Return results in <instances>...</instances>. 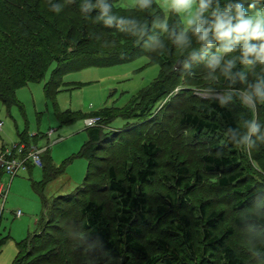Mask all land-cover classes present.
I'll list each match as a JSON object with an SVG mask.
<instances>
[{"label":"rangeland","instance_id":"rangeland-1","mask_svg":"<svg viewBox=\"0 0 264 264\" xmlns=\"http://www.w3.org/2000/svg\"><path fill=\"white\" fill-rule=\"evenodd\" d=\"M156 3L163 17L150 32L144 44L145 47L142 48L144 52L135 58L124 62L92 65L67 71L63 75L60 89L56 95L47 96L44 86L56 66V62H52L40 80L30 81L16 88L15 96L21 105L12 104L7 107L0 100V120H2L0 149L4 145L21 141L22 135H25L28 142L33 146H49L50 159L54 165H64V172L48 184L44 194H41L33 186L34 180L42 179L44 175L43 166L34 165L31 170L21 169L13 177H10V174H1L0 180L5 184L6 194L4 198H0V264H12L15 256L19 253V242L26 238L29 233L40 229L44 220L38 221V218L42 216L45 210L46 200L51 204L55 195L72 191L85 181L89 169V158L80 154L83 143L88 139V126L85 118L104 107H126L125 105L141 88L150 85L159 75L162 63L157 59H162V57L165 59L162 74L165 80V90L157 97L153 103L154 106L149 108L148 100L139 101L135 104V108L129 112L125 111V114L134 116L129 119L130 121L141 120V125L145 126L142 127L145 129L142 133L153 138L160 146L159 166L153 181L146 184L145 187L148 202L154 207L153 214L156 212L155 208L158 204H166V197L171 195L177 201L165 217L164 223H158V220L151 214V220L148 224L140 225L142 233L137 236V239L146 245L150 256L166 253L160 238L167 240L171 246L178 247V250L183 252V245L179 244L176 234L166 232L164 228L166 226L172 228L181 223L182 215L186 214L194 231V242L197 248L196 261L198 262L206 256V261L209 264H222L224 258L220 251L211 256L208 253L210 249H206L204 253L205 240H201L200 235L198 236V228L202 222L200 205L205 202L208 205V211L215 209L224 214L216 233L223 234L229 227H234V233L229 236L228 243L243 258L244 264H264V232L252 227H238L234 221L237 215L247 211H256L264 215L262 202L247 203L242 210L235 207V204L243 198L242 191L240 193L234 191L238 185L220 186L215 178L218 175L207 173L205 169L203 155L205 153L219 154L220 152L212 149V146L218 141L216 134L209 135L205 132H199L194 135V130L190 126L180 122L182 115L188 111H196L198 104L208 103L212 100L221 103L223 99L228 81L219 69L210 76L206 67L207 58L215 51V48L208 52L203 50L202 45L199 42L196 44L195 37L191 36L190 33V45L187 47L178 46L174 42L171 32H163L158 27L162 21H166L168 24L169 17L174 12L168 11L163 0H156ZM116 4L120 8L116 14L117 17L122 16L134 20L145 31L146 20H139L135 17L133 19L129 15L130 10L137 8L134 0H117ZM262 10L264 7L248 12L250 15H255ZM206 15L208 14L206 13ZM178 16L182 28H185V15L179 14ZM89 21L92 26L96 22L93 18H89ZM173 27V30L177 31L178 23L175 22ZM144 31H138L135 34L136 39L129 41L120 40L116 35L107 37L102 34L101 36L96 35L95 39H97L98 44H104L106 47L131 49L140 42ZM153 38L160 41L159 45L154 42ZM172 45L176 47L173 49ZM197 52H200L199 55ZM239 56V52H234L225 57L226 60H234L237 66L236 70L244 72L247 77L246 82L237 83L235 88L242 89L246 83L264 78V66L257 65L255 68H251L242 65L239 63ZM155 92L152 93L151 97L155 96ZM132 103L129 106L133 105ZM224 105L230 107L236 116L239 136L246 131L249 121L259 123L261 133H264L263 104L258 105L255 111H250L241 105L239 99L234 97ZM137 107H141L140 114H136L138 112ZM60 110L75 113L78 111L80 116L75 120L65 122L59 116ZM125 121L126 119L122 116H117L106 125L107 129L111 130L109 135L115 136L114 133L119 135L121 130L115 131V126L123 127L128 122ZM135 123L133 122L132 125ZM128 132L124 133L123 136L129 140L128 142H133L131 152L135 157V163L140 165L144 158L139 144L135 140L141 133L139 130H135L133 133L132 131ZM252 141L253 143L249 144L239 140L235 144L238 147L237 154H239L240 161L238 167L241 168L240 166H242L241 170L245 172L248 182L255 184L256 187H264V139L253 136ZM112 147L109 144L103 150L97 149L96 155L109 156V154H113ZM220 154L233 155L236 153H229L228 150H225ZM100 161V159L96 160V162ZM185 165L188 166L189 172L183 182L193 184L190 193L185 192L182 184L176 182L180 167ZM102 170L101 168L97 171L95 169V187L106 178V172ZM197 173L201 174L202 180H196ZM90 194H94L97 200H104L108 206L109 214H112L114 207L109 193L97 189ZM88 197L89 195H85V200ZM185 197L189 200L188 204L181 206L180 199ZM18 209L22 211V214L16 216L15 211ZM112 219L114 218L112 217ZM61 221L65 222L66 220L62 218ZM54 223L58 224L57 221ZM69 226L71 231L77 227L75 219L72 218ZM120 238L122 239L117 236V242L122 250L121 261L127 255L128 260L148 264L146 259H141L129 251L126 247L125 237ZM25 251L26 248H23L22 253ZM42 251L46 252L47 250L42 249ZM73 255L76 254L68 253L67 256L72 260ZM84 257L86 258V255L83 254L82 258L84 259ZM170 260L171 264H179L176 257H172ZM68 263L72 264V261ZM73 264L100 263L96 258H87L78 262L75 261Z\"/></svg>","mask_w":264,"mask_h":264},{"label":"trees","instance_id":"trees-1","mask_svg":"<svg viewBox=\"0 0 264 264\" xmlns=\"http://www.w3.org/2000/svg\"><path fill=\"white\" fill-rule=\"evenodd\" d=\"M116 1L107 0L112 5L113 15L120 10ZM219 2L223 7L228 0H219ZM243 2L247 7V4L253 3V0H243ZM88 3L95 4L96 0H0V100L7 107L20 104L15 96L16 88L30 81L40 80L52 62H56V66L44 86L47 96L56 95L63 75L67 71L92 65L124 62L135 58L144 52L142 48L145 47L144 44L150 32L163 17L156 0H152L151 7L147 9L141 10L137 7L130 11L124 10L129 11L133 19L135 17L139 20H146L142 39L131 49L106 47L104 44L97 43L96 35L101 36L102 34L107 37L116 35L120 40L129 41L136 39L135 34L121 31L116 25H105L102 20L98 19L97 8H85ZM263 7L264 0H258L254 8L247 10ZM89 18L96 21L93 26ZM175 22L178 23L176 31L178 33L183 28L179 16L173 13L169 17V29H174ZM195 41L197 44L196 38ZM175 47L172 45L173 49ZM199 53L197 52V55ZM157 60L162 63L159 75L150 85L141 88L125 105L126 107H104L89 115H99L100 118L96 124L87 125L88 139L80 150V154L89 158V169L85 181L72 191L55 195L51 204L46 200L45 210L38 218V221L44 220L43 224L40 225L38 231L29 233L19 242V253L12 264H69L68 262L71 261L73 264L75 261L87 258H96L100 264H141L138 261L128 260L127 255L122 258V261L120 260L122 250L117 242V236L119 239L125 237L129 251L141 259H146L148 264H171L172 257H176L179 264H209L206 256L196 261L197 248L194 242V231L186 214L182 215L181 223L172 228L167 226L164 228L166 232L176 234L179 244L183 245V252H180L178 247L171 246L167 240L160 238L166 253L150 256L146 245L137 239V236L142 233L140 225L148 224L154 210L153 205L148 202L145 187L153 181L159 166L160 146L153 138L142 133L145 131L142 128L145 126L141 125L142 121H130L129 119L134 116L125 114V111L129 112L135 108L136 103L143 100L149 101V108L154 106L153 103L157 97L165 90V80L162 76L165 59L162 57ZM153 92L155 96L151 97ZM130 103L133 105L129 106ZM137 108L136 114H140L141 107ZM59 116L62 121H72L80 116V112L60 110ZM117 116H122L128 122L125 121L126 124L124 123L123 127L115 126V131L121 130V133L119 135L114 133L115 136H112L109 135L111 130L107 129L106 125ZM133 122H136L135 125H132ZM180 122L190 126L194 130V135L199 132L209 135L216 134L218 141L212 149L236 153L228 155L219 152V154L205 153L203 155L206 172L216 173L218 176L215 178L220 186L238 185L234 191L243 192V198L235 204V207L242 210L247 203L257 201H261L264 206V187H256L255 184L248 182L245 172L241 170L242 166L238 167L240 161L239 154H237L238 147L235 144L240 140V136L233 110L227 105L212 100L198 104L196 111L186 112L180 118ZM135 130L141 133L136 140L134 139L139 144L144 158L140 165L135 163V157L131 152L133 142H128L129 140L123 136L124 133L128 131L133 133ZM21 138L19 143L24 142L27 146L30 144L25 135ZM109 144L113 146V154L96 155L97 149L103 150ZM49 150L50 148H47L42 153V166L44 167L42 179L33 181L34 188L41 194H44L46 187L53 179L64 172V165L56 166L52 163ZM98 159L101 161L96 162ZM34 165L29 163L28 169L31 170ZM94 168L96 171L101 168L106 172V178L98 184L99 187H95L96 171ZM179 171L176 182L182 184L185 192L190 193L193 184L183 182L189 172L188 166L180 167ZM196 180H202L200 173H197ZM97 189L109 193L114 207L112 214H109L104 200H97L94 194H90ZM85 195H89L86 200ZM165 201L166 204L161 203L156 206V212L153 214L158 223H164L165 217L177 200L170 195L165 198ZM180 201L181 206H186L189 200L185 197ZM207 206L205 202L200 205L202 222L198 228V236L200 235L201 240H205L203 252L210 249L208 253L211 256L220 251L224 258L222 264H244L243 258L228 243L229 236L234 233V227H229L223 234L216 233L224 214L215 209L208 211ZM62 218L66 221L62 222ZM72 218L77 223L73 231L69 226ZM55 221L58 224L54 223ZM234 221L238 227H252L264 232V215L256 211H247L237 215ZM23 248H26L24 253H22ZM42 249L47 251L43 252ZM68 253L76 255H73L71 260L67 256ZM83 254L86 255L84 259Z\"/></svg>","mask_w":264,"mask_h":264},{"label":"clouds","instance_id":"clouds-1","mask_svg":"<svg viewBox=\"0 0 264 264\" xmlns=\"http://www.w3.org/2000/svg\"><path fill=\"white\" fill-rule=\"evenodd\" d=\"M257 2L253 0L246 7L243 0H228L222 7L219 0H163L168 11L185 15L186 27L177 33L169 29L166 21L158 25L163 32H171L174 42L180 47L190 45V33L205 50L215 48L207 58L206 67L210 76L219 69L228 81L221 103L226 104L235 97L250 111L264 104V78L246 83L242 89L235 88L237 83L246 82L247 77L244 72L236 70L234 60H226L225 57L239 52L240 64L251 68L264 66V10L255 15H250L247 10L254 8ZM134 3L143 10L151 7L152 0H134ZM94 7L99 11L98 19L107 26L116 25L119 30L131 34L144 31L136 21L113 15L112 5L107 0H96L95 4L85 5L86 9ZM153 39L159 45L160 41ZM253 136L264 139L259 123L249 121L246 131L240 135V141L251 144Z\"/></svg>","mask_w":264,"mask_h":264},{"label":"built area","instance_id":"built-area-1","mask_svg":"<svg viewBox=\"0 0 264 264\" xmlns=\"http://www.w3.org/2000/svg\"><path fill=\"white\" fill-rule=\"evenodd\" d=\"M99 118V115L86 117V125L96 124ZM1 126L2 120H0V128ZM45 150L46 148L33 146L31 144L27 146L24 142H14L9 146H4L0 150V172L5 171L13 176L21 169H28L29 163L42 166V153ZM5 194L6 187L0 184V197L4 198ZM15 214L19 216L22 214V211L18 209L15 211Z\"/></svg>","mask_w":264,"mask_h":264},{"label":"crops","instance_id":"crops-1","mask_svg":"<svg viewBox=\"0 0 264 264\" xmlns=\"http://www.w3.org/2000/svg\"><path fill=\"white\" fill-rule=\"evenodd\" d=\"M10 145H11V144H10ZM4 146H9V145H4ZM4 146H2L1 149H2ZM42 147H43V148H46V149L49 148V146H42ZM1 149H0V150H1ZM2 173H4V174H5V173L8 174L7 172L2 171V172L0 173V178H1V174H2ZM8 175H9V174H8ZM9 176H10V177H13L14 175H13V176L9 175ZM0 184H3V185L5 186L4 182H2L1 180H0ZM0 198H1V197H0ZM1 200H2V199H1Z\"/></svg>","mask_w":264,"mask_h":264}]
</instances>
